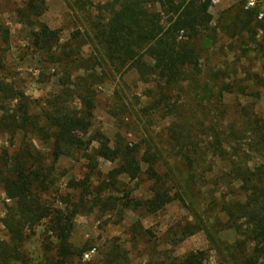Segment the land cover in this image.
Instances as JSON below:
<instances>
[{"label":"trees","instance_id":"obj_1","mask_svg":"<svg viewBox=\"0 0 264 264\" xmlns=\"http://www.w3.org/2000/svg\"><path fill=\"white\" fill-rule=\"evenodd\" d=\"M81 1L76 0L74 5L80 7ZM210 6L211 0H112L102 7L104 12L108 10L106 14L94 17H89L87 9L80 7L84 10L88 37L100 54L94 55V65H110L119 74L134 71L140 82L153 84L146 94L149 101L144 113L176 119L165 128V137L177 174L168 163L164 173L159 171L162 157L147 138L138 143L111 145L100 133L90 135L96 97L93 86L98 83V75L94 65L86 61L78 65L82 46L87 43L83 33L78 30L62 43L60 31L41 21L45 9L40 0H26L17 9L18 22L29 32L28 44L35 54L45 57L44 63L60 61L66 69L76 66L83 74L74 79L68 74L60 79L57 86L63 92L46 104L27 99L13 83L0 79V133H21L37 139L48 150L45 158L33 149L29 139L14 155L3 152L0 187L11 204L1 220L9 239L0 241V264L20 262L25 231L44 221L48 223L47 232L57 240L56 247L46 246V252L51 254L44 258V264H69L87 250L78 251L70 245L75 217L94 211L120 215L131 209L156 214L172 202L185 204L182 189L202 193L204 166L209 159L212 163L208 170L212 171L213 160L224 163L225 176L240 182L246 195L244 201L232 200L220 205L228 225L238 229V221L242 220L243 236L253 243L252 252L243 256L241 264H264V161L251 168L246 159L248 153L264 159V116L244 110L238 129L231 127L229 132H219L217 124L206 127L184 122L182 111L172 105L169 97L198 70L199 51L181 38L187 35L192 39L209 29ZM242 14L248 15L242 23L244 28L259 16L255 9L244 10ZM9 43V30L0 24V74L5 68L4 54ZM236 88L246 94V89L233 81L222 83L220 101L225 94L235 93ZM70 92L74 96L68 103L62 97ZM73 100L78 101V107L70 106ZM95 142L98 147L92 149ZM241 142L246 143L245 149ZM80 152L85 160L83 179H69L65 184L69 193L56 195L57 206L44 203L42 197L54 188L55 175H66L56 164ZM99 160L114 163L115 167L104 173ZM142 176L150 183V197L144 201L132 198L120 181L124 177L133 182ZM200 230V226L185 227L182 239ZM168 264L207 263L204 253L195 251L174 257Z\"/></svg>","mask_w":264,"mask_h":264},{"label":"rangeland","instance_id":"obj_2","mask_svg":"<svg viewBox=\"0 0 264 264\" xmlns=\"http://www.w3.org/2000/svg\"><path fill=\"white\" fill-rule=\"evenodd\" d=\"M40 1L45 9L41 21L50 29L60 31L62 43L78 30L83 33L87 43L82 46L78 65L86 61L93 67L94 55L100 54L97 45L88 37L82 9H87L89 17L100 16L108 11L104 12L102 7L112 0H82V9L74 5L76 0ZM214 1L209 9L212 17L209 29L192 39L187 38V35L181 38L199 51L198 70L171 93L172 98L171 95L169 97L172 105L182 111L184 122L206 127L217 124L219 132H229L231 127L238 129L239 117L244 110L264 116V0ZM250 1L254 2L252 8H248ZM25 2L0 0V24L10 33L9 50L4 54L5 68L0 79L13 83L27 99L46 104L63 92L57 86L60 79L68 74L74 79L83 72L76 66L66 69L60 61L46 64L45 57L33 52L28 44L29 32L16 17L17 9L22 8ZM247 9H255L262 17L258 16L248 28H244L242 23L246 22L248 15L242 14V11ZM94 68L98 83L93 86L96 97L90 135L100 133L111 145L119 142L138 143L147 138L162 157L159 171L164 173L168 163V167L177 174L165 137V128L176 119L144 113L149 101L146 94L153 84L140 82L134 71L119 74L107 64L102 67L94 65ZM232 81L246 89V94H241L236 88L235 93L225 94L220 101L218 95L222 83ZM72 96L74 94L70 92L62 98L69 103ZM70 106L78 107L79 103L73 100ZM29 139L32 140L33 149L48 158L47 146L37 139L25 137L21 133H0V167L4 163V151L12 156ZM241 145L245 149L246 143L241 142ZM91 147L95 149L98 144L95 142ZM246 155L251 168L264 161L251 153ZM211 163L212 159H209L204 166L202 193L182 189L185 204L172 202L156 214L131 209L122 211L120 215L94 211L75 217L69 240L71 247L78 251L86 248L84 253L94 249V254L84 259L83 253L81 257L71 259L69 264H168L174 257H183L195 251L204 253L207 264H241L243 256L252 252L253 243L243 236L242 220L238 221V229L228 225L220 205L232 200L244 201L246 195L240 182L225 176L227 166L224 163L213 160L210 171L207 168ZM84 165L82 152L60 160L56 167L65 171L66 175H55V186L51 193L42 197V201L57 206L56 195L69 193L65 189L69 179H83ZM99 166L106 173L115 164L99 160ZM120 181L127 186L132 198L144 201L150 197V183L145 176L133 182L121 177ZM10 204L0 187V241L9 239L1 220ZM47 225V221H44L25 231L20 247L23 258L15 264H44V258L51 254L46 252V246L49 244L50 249L57 246L55 237L47 232ZM188 226H200L201 230L182 239L183 229Z\"/></svg>","mask_w":264,"mask_h":264},{"label":"built area","instance_id":"obj_3","mask_svg":"<svg viewBox=\"0 0 264 264\" xmlns=\"http://www.w3.org/2000/svg\"><path fill=\"white\" fill-rule=\"evenodd\" d=\"M199 1H203V0H199ZM211 2L213 3V2H215L214 0H211ZM252 8V7H254V2L253 1H250L249 3H248V8ZM262 17V14H259V18H261ZM92 254H94V249H91L90 251H88V252H86V253H84L83 254V258L84 259H89V257H91V255Z\"/></svg>","mask_w":264,"mask_h":264}]
</instances>
